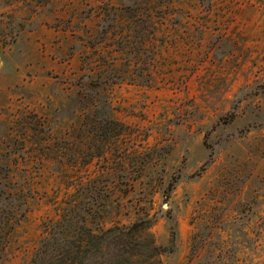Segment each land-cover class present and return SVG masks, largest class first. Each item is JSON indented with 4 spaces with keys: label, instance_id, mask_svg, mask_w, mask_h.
Wrapping results in <instances>:
<instances>
[{
    "label": "rangeland",
    "instance_id": "374dc122",
    "mask_svg": "<svg viewBox=\"0 0 264 264\" xmlns=\"http://www.w3.org/2000/svg\"><path fill=\"white\" fill-rule=\"evenodd\" d=\"M119 3L0 0V124L12 127L0 136L18 135L23 118L49 128L40 133L45 142L27 145L34 157L18 163L30 170L34 197L5 241L0 264H31L45 223L59 219L73 184L94 180L100 166L116 160L76 159L87 139L73 132L79 112L63 110L75 95L71 80L93 57L88 40L105 9ZM150 7L156 30L140 67L151 84L124 81L104 93L115 118L133 131L119 140L120 150L134 147L128 150L148 152L151 161L128 175L115 166L106 183L128 189L112 195L120 208L102 227L154 217L138 237L166 245L169 215L176 251L158 257L160 264H264V0H152ZM110 42L108 35L97 50L105 55ZM58 170L71 171L74 183ZM171 179L177 183L164 201ZM198 233L201 260H189Z\"/></svg>",
    "mask_w": 264,
    "mask_h": 264
},
{
    "label": "trees",
    "instance_id": "16d2710c",
    "mask_svg": "<svg viewBox=\"0 0 264 264\" xmlns=\"http://www.w3.org/2000/svg\"><path fill=\"white\" fill-rule=\"evenodd\" d=\"M151 3L152 0H120L117 7L106 8L105 19L97 35L87 42L93 57L87 58L86 63L81 65L84 72L71 80L70 86L75 89V95L63 112L71 109L79 112L78 127L73 128V132L76 131L84 140L87 139L84 150L81 153L74 152L76 159L82 158L86 165L94 159L106 161L107 155L115 156L116 160L113 164L107 162L106 165L100 166L103 174L85 184H75L69 180L73 175L69 170L57 171L68 183H74L75 192L70 194L64 201V206L59 208V219L45 223L46 236L38 242L31 264H160L158 257L175 254L177 229L173 217L169 215L167 219L171 225L166 245H157L151 238L141 240L138 237L154 226L157 221L154 217L138 218L123 227L103 228L101 224V220L108 213H117L120 208V198H113L112 195L116 194V191L124 194L128 189L127 186L117 187L106 183L107 179L114 176L117 168L115 166H120V170L128 175V169L132 166L133 169H139L140 165L144 169L151 161V157H144L148 152L128 150H135L134 147L125 145L126 148L120 150L119 140L131 138L133 131L115 118V108L109 96L104 93L124 81H137L146 86L151 84V76H144L143 68L140 67V60L150 43L149 39L156 30ZM108 35L111 36V44L107 45L111 49L104 55L96 47L103 43ZM117 61L119 66L116 65ZM84 66L85 68H82ZM132 67L134 69H131ZM16 125L20 128L18 135L10 137L8 133L0 136V259L5 241L7 242V238L25 221L34 197L30 170L26 166L20 167L18 163L20 161L24 165L28 158L34 157L35 153L25 152L27 145L37 146L45 142L46 139L41 138L40 133L43 129H49L38 120L31 121L27 118L21 119ZM6 129L10 131L12 127L1 123L0 130ZM164 149L166 147L159 151ZM53 151L49 153H61V149ZM111 171L113 175L110 174ZM176 181L171 179L167 183L161 193L164 201L169 198ZM201 243L202 239L198 233L193 237L189 260H201Z\"/></svg>",
    "mask_w": 264,
    "mask_h": 264
}]
</instances>
